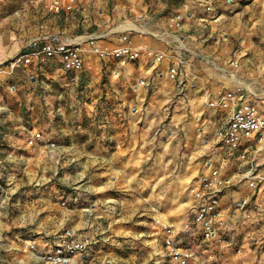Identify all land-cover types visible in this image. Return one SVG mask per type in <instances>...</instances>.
<instances>
[{"label": "crops", "instance_id": "1", "mask_svg": "<svg viewBox=\"0 0 264 264\" xmlns=\"http://www.w3.org/2000/svg\"><path fill=\"white\" fill-rule=\"evenodd\" d=\"M42 1L49 10L50 0ZM89 1L54 13L65 24L52 33L41 23L28 35L0 36V64L6 61V71H0L6 80V91L0 89L6 130L0 161L8 174L19 167L11 171L31 183L29 188L15 184L0 198V203L9 198L15 212L11 223L22 219L28 205H36L38 216L29 222L38 229L26 240L41 243L38 235L51 239L71 229L98 239L85 264L164 263L162 234L154 235L157 223L179 228L189 221L190 190L217 170L229 181L218 233L208 244L189 238V264H264V142L253 137L237 149L223 144L218 133L229 113L217 105L226 91L241 87L264 110V0L127 2L112 17L102 8L95 28L89 25ZM175 14L183 17L179 27L169 24ZM127 21L138 29L123 28ZM49 35L80 44L84 68L79 74L65 73L57 60L39 68L13 66L31 38ZM123 36L140 51L136 60H102L86 42L93 37L95 46L112 49L124 44ZM147 50L163 54L161 62L153 64ZM176 63L182 95L175 93L168 73ZM34 132L42 139L29 147L26 140ZM48 140L56 144V161L47 157ZM46 175L53 179L48 185L40 183ZM10 231L0 213L3 250L26 257L9 256L3 264H41L21 250L18 235Z\"/></svg>", "mask_w": 264, "mask_h": 264}, {"label": "built area", "instance_id": "2", "mask_svg": "<svg viewBox=\"0 0 264 264\" xmlns=\"http://www.w3.org/2000/svg\"><path fill=\"white\" fill-rule=\"evenodd\" d=\"M78 1L80 0H50L48 7L55 14L70 12ZM205 10L210 12L212 7L208 5ZM182 18L181 14L171 16L169 18L170 26L179 27ZM212 21L216 22L217 18H213ZM94 41V38L91 37L86 42L89 44L91 52L102 60L113 57L133 61L139 56L140 51L128 44L126 36L122 37L123 45L112 49L95 46ZM146 55L153 64H159L163 58V54L149 50ZM49 60H57L64 70L75 74H79L84 68L80 44L68 41L60 42L55 35L31 38L27 42L25 50L17 54L12 63L16 67L23 65L39 68L41 64ZM178 62L183 63L181 59ZM231 64L236 66L235 63ZM168 73L169 78L175 82V93L182 95L184 85L180 77V65L177 63L171 65ZM261 79L264 82V75ZM142 83L140 81V84ZM243 90L241 87L230 89L221 96L217 103L229 113L227 126L218 133V136L223 144L231 149H237L242 141L253 137H256L259 143L264 142V110L251 102ZM41 137V133L34 132L26 140L27 146H34L35 143L41 141ZM55 148L54 142L50 140L46 142L47 157L51 161H56ZM241 158H245V155H242ZM25 169L26 167L23 166L19 170L23 173ZM4 171H6V166L0 161V174ZM228 182V179L222 177L219 171H212L209 177L201 180L198 188L190 190L194 204L192 217L189 221L179 228L157 223L158 229L154 231V235L162 234L165 262L154 261L153 264H189L193 259V251L188 243L189 238L196 236L203 244H208L217 236L220 226L218 218L221 198ZM8 183L12 182L8 181ZM250 186H254V183H250ZM2 196H6V183L0 184V198ZM60 203L63 206L66 205L64 198H60ZM237 205L240 208L243 207V201L238 202ZM38 236L41 243H36V240L29 238L21 250L29 253L41 264H85L86 253L98 244L97 237L80 234L71 229H63L51 239L42 235ZM183 240H185V244ZM4 245L5 241L3 242L0 235V264L7 261L1 257V253L5 252ZM7 252L9 250L6 248Z\"/></svg>", "mask_w": 264, "mask_h": 264}, {"label": "rangeland", "instance_id": "3", "mask_svg": "<svg viewBox=\"0 0 264 264\" xmlns=\"http://www.w3.org/2000/svg\"><path fill=\"white\" fill-rule=\"evenodd\" d=\"M83 1V0H81ZM135 3V4H141L145 5L147 4V0H141V3L139 0H132V1H124V0H90L89 1V11H90V22L89 25H91V28H95V25L93 24L94 20H96L97 24H100L102 18L100 17V11L102 8L105 10V15L108 17H112L116 11L125 9L123 7L126 3ZM41 23L48 24L46 26L42 25L44 30H51V33L57 28L61 27V25L65 22L63 21L62 17H59L55 15L54 13L50 12L48 8H46L43 4L42 0H0V36L6 35V33L13 32L15 35L21 36L22 33H25L28 35V33L31 32V30H36L38 25H41ZM41 29V27L38 28V30ZM21 33V34H20ZM70 34V33H66ZM6 68V61L0 64V71H6L4 68ZM3 69V70H2ZM65 73H69V71L64 70ZM5 73V72H4ZM4 73L2 72L0 74V89L4 88L6 91V80H3L4 83L2 84V79L4 77ZM72 73V72H71ZM6 77V75H5ZM4 86V87H3ZM30 118L27 119L26 117V123H29ZM4 122L2 118V114L0 113V144L3 143L4 134H6V130H4ZM39 130L45 131L46 129L40 128ZM50 129H47V131ZM47 134V133H46ZM47 138L50 137V134L46 135ZM2 148L3 145H0ZM13 169H9V174L4 171V173L0 174V184L3 185L6 183V196H8V191H11V186H15V184H24L22 188H29L30 178L25 175L18 174V171L13 173L11 170H18L19 167H11ZM47 178V179H46ZM45 179H42L40 183L44 182V185H48L49 183L53 182V179L50 176L46 175ZM8 181H11L12 183H8ZM34 187H38L39 185H33ZM9 198L6 197V203H0V213L4 214L6 217V224L11 227L10 233L12 235H18V238L20 240V244L23 247V244L27 242L26 236H28V232L30 234H35L36 230L38 229L36 225L30 224L29 220L32 217L38 216L39 209L34 206L26 207L24 212L21 214V218L24 220H15V222L11 223V220L9 217L15 215V212H11V203H8ZM129 212L128 208L125 209ZM30 217L27 219V217ZM30 229V231L28 230ZM21 236V237H20ZM26 257L24 254L20 253H8L6 252L1 253V256L6 259L13 256H20Z\"/></svg>", "mask_w": 264, "mask_h": 264}, {"label": "bare ground", "instance_id": "4", "mask_svg": "<svg viewBox=\"0 0 264 264\" xmlns=\"http://www.w3.org/2000/svg\"><path fill=\"white\" fill-rule=\"evenodd\" d=\"M124 23H126V24L122 25L123 28H133L135 30L138 29L136 27V25L132 21H127V22H124Z\"/></svg>", "mask_w": 264, "mask_h": 264}]
</instances>
